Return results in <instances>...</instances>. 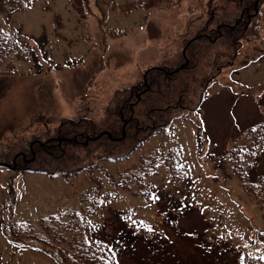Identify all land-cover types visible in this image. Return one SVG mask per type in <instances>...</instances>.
Listing matches in <instances>:
<instances>
[{"label":"rangeland","instance_id":"rangeland-1","mask_svg":"<svg viewBox=\"0 0 264 264\" xmlns=\"http://www.w3.org/2000/svg\"><path fill=\"white\" fill-rule=\"evenodd\" d=\"M115 1L107 6L97 0H33L13 10L0 0V29L16 33L33 50L30 58L12 51L0 62L1 162L30 139L53 133L62 116L104 119L116 89L137 82L149 66L177 59L186 37L205 23L214 26L211 15L233 4L176 0L128 9L129 0ZM258 18L257 36L242 39L199 108L175 110L167 130L152 134L126 158L102 162L114 174L155 147L179 145L186 175L170 176L159 157L156 170L144 175V184L153 188L134 194L132 179L122 187L95 170L102 191L115 195L86 216L117 264H239L243 253L264 258V210L242 188L229 154V148L242 146L238 162L247 179L264 175V137L252 148L243 146L250 139L245 130L264 121V0ZM91 182L84 168L66 177L0 164V264H62L46 240L11 239L5 229L11 220L28 219L34 232L45 233L38 218L58 209L62 218L70 209L80 211V191Z\"/></svg>","mask_w":264,"mask_h":264},{"label":"trees","instance_id":"trees-1","mask_svg":"<svg viewBox=\"0 0 264 264\" xmlns=\"http://www.w3.org/2000/svg\"><path fill=\"white\" fill-rule=\"evenodd\" d=\"M8 1L15 10L25 9L33 2ZM97 1L114 4V0ZM174 1L130 0L128 9L144 4H171ZM261 1L233 0V4L224 9L219 18L213 17L216 19L214 26L204 24L195 35L185 39L184 51L177 59H167L170 63L150 66L145 70L144 77L137 82L116 89L105 107V119L93 120L84 115L61 117L53 133L44 139L32 138L22 149L23 152L17 151L14 163L11 159L13 154L6 159L9 165L23 171L67 177L84 168L91 175L92 182L79 195L82 201L80 211L69 210L67 219L60 217V211L39 218L41 227L49 242L56 247V255L63 264H114L110 246L89 234L86 214L100 207L103 199L114 196L113 191H102L103 182L95 170L104 172L114 185L122 187H129L132 179V192L136 194L147 193L152 189L151 183L144 184V175L154 171L160 154H163V162L170 175L181 177L188 173L187 161L183 159L178 145L165 150L153 148L145 155H140L137 163L119 168L114 174L107 172L102 162L128 157L147 137L164 129L176 108L198 107L208 83L224 66L232 63L241 39L256 35L259 15L256 9ZM12 49L21 57H26L30 51L19 44L16 34L0 29V61ZM247 134L250 139L243 146L252 148L264 137V122L249 126L244 135ZM241 150L242 146L239 145L229 148L234 169L240 177L242 188L264 210V175L259 174L254 181L247 179L238 162ZM139 185L148 188L145 191ZM65 229L78 231L85 237L74 235L62 245L65 237L62 231ZM6 232L12 234L13 238L34 235L28 220L10 221ZM239 264H264V258L243 253Z\"/></svg>","mask_w":264,"mask_h":264},{"label":"snow or ice","instance_id":"snow-or-ice-1","mask_svg":"<svg viewBox=\"0 0 264 264\" xmlns=\"http://www.w3.org/2000/svg\"><path fill=\"white\" fill-rule=\"evenodd\" d=\"M142 223V222H141Z\"/></svg>","mask_w":264,"mask_h":264}]
</instances>
